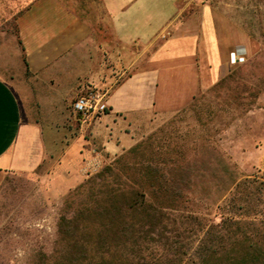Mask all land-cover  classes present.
Wrapping results in <instances>:
<instances>
[{
  "label": "crops",
  "instance_id": "crops-1",
  "mask_svg": "<svg viewBox=\"0 0 264 264\" xmlns=\"http://www.w3.org/2000/svg\"><path fill=\"white\" fill-rule=\"evenodd\" d=\"M99 1L97 20L93 8L91 15L68 0H35L18 18V61L0 56V182L9 173L35 172L62 148L56 173L68 172L71 187L89 175L100 153L85 138L63 142L62 131L53 129L57 123L47 117H66L67 102L84 84L105 87L109 95L110 112L95 122L97 136L103 126L118 131L121 121L131 127L141 116L195 100L234 67L233 53L241 49L248 56L253 47L223 37L230 30L223 32L210 0ZM65 80L76 81L65 84L58 100L63 105L48 108L42 87L50 84L58 92ZM35 101L41 102L37 108ZM45 107L51 111L46 125L36 112ZM66 131L71 138L76 128ZM117 133L121 136L101 139L112 155L136 144L125 140L127 133Z\"/></svg>",
  "mask_w": 264,
  "mask_h": 264
},
{
  "label": "rangeland",
  "instance_id": "rangeland-1",
  "mask_svg": "<svg viewBox=\"0 0 264 264\" xmlns=\"http://www.w3.org/2000/svg\"><path fill=\"white\" fill-rule=\"evenodd\" d=\"M34 1L0 0L2 58L18 61L17 21ZM68 1L84 6L90 14L93 8L95 13L91 15L98 19L99 0ZM210 1L221 16L219 23L223 32L227 28L230 30L231 36H223L228 42L235 39L238 45L245 41L250 44L253 42L246 62L230 66L225 76L232 74L230 79H221L210 90L200 93L195 100L185 105L174 110L169 107L163 113L141 116L131 127H128L129 122L121 121L122 128L118 131L122 135L127 133L125 135L129 138L125 137V140L135 139L136 144L116 155L102 147L101 139L120 137L118 131L111 132L103 126L104 131L95 135V122L106 116L110 107L107 113L95 118L76 114L73 110L74 102L83 95L100 93L106 95L105 102L109 97L105 87L84 84V88L81 87L79 93L67 102L66 117H47L57 123L54 130L63 132L57 131L63 142L69 144L77 136L81 137L80 141L85 138L90 141L88 146L93 145L96 153H100L101 160L94 164L89 175L76 187L70 186L68 172L56 173V162L64 148L57 149L53 158L35 172L9 173L1 180L0 264H74L71 250L59 243L58 234L59 220L67 210L69 197L90 177L105 167L115 165L119 158L127 156L139 144H143L141 153L135 157L128 155L127 162L137 165L143 162L142 152H148L147 157H151L170 179L180 181V193L183 195L181 203L177 209L169 211L176 216L177 227L187 228V216L199 217L202 224L207 226L220 225L227 216L237 220H264V0ZM90 67L87 63L86 69ZM74 81H61L64 86L58 92H54L50 84L42 87L48 98L45 101L48 108H54V104L57 107L63 105L59 103V97L64 95L65 84L68 86ZM34 103L36 108L41 104L39 101ZM123 103L130 104V100ZM48 108L36 111L37 115L41 114L38 120L45 125L48 124L46 114H51ZM82 125H85L84 129ZM74 126L76 131L69 138L66 130ZM223 162L230 164L235 171L233 177L237 183L230 191L226 189L227 183L222 182V179L229 177L221 169ZM247 194L250 196L249 204L244 203ZM231 198L234 199L229 202ZM244 205L249 206L247 211L251 212L250 217L243 215V209H239V206L243 208ZM197 238L193 236L186 241L190 243ZM150 248L147 257L151 260L167 252V247Z\"/></svg>",
  "mask_w": 264,
  "mask_h": 264
},
{
  "label": "trees",
  "instance_id": "trees-1",
  "mask_svg": "<svg viewBox=\"0 0 264 264\" xmlns=\"http://www.w3.org/2000/svg\"><path fill=\"white\" fill-rule=\"evenodd\" d=\"M142 147L132 148L69 197L58 234L59 243L71 250L74 264H264V220L227 216L220 225L207 226L199 217L187 216V228L177 227L176 216L169 211L181 203L180 181L170 179L147 157L148 152H142L143 162L137 165L126 161L128 155H139ZM221 169L229 176L222 182L230 191L237 183L235 171L228 163ZM249 197L245 196V204ZM244 206L239 209L250 217L249 206ZM193 236L197 240L187 243ZM150 247H167V252L151 260Z\"/></svg>",
  "mask_w": 264,
  "mask_h": 264
},
{
  "label": "built area",
  "instance_id": "built-area-1",
  "mask_svg": "<svg viewBox=\"0 0 264 264\" xmlns=\"http://www.w3.org/2000/svg\"><path fill=\"white\" fill-rule=\"evenodd\" d=\"M247 56L244 50L239 49L232 54L231 62L234 65H240L246 62ZM73 110L76 114L85 117L95 118L108 112L109 107L105 102V95L100 93H90L79 97L73 104Z\"/></svg>",
  "mask_w": 264,
  "mask_h": 264
}]
</instances>
